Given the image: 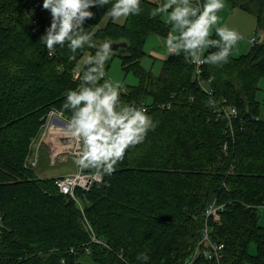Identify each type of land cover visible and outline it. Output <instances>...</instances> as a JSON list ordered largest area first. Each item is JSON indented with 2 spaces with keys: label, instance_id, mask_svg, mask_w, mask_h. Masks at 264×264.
Segmentation results:
<instances>
[{
  "label": "trees",
  "instance_id": "16d2710c",
  "mask_svg": "<svg viewBox=\"0 0 264 264\" xmlns=\"http://www.w3.org/2000/svg\"><path fill=\"white\" fill-rule=\"evenodd\" d=\"M31 1L0 0V264H181L200 239L212 200L224 204L210 222L211 237L224 243L220 264H264V119L256 98L264 77V0H229L254 15L261 36L246 52L234 48L223 66L202 64L199 74L183 53L155 57L157 71L142 66L146 38L172 28L150 16L156 0H141L139 14L102 27L108 6H91L84 28L96 47L73 54L57 45L51 55L39 40L51 14L42 3L31 9ZM105 40L126 42L112 57L138 79L124 83L122 102L145 107L158 123L111 175L76 187L72 197L55 177L37 176L27 159L50 110L70 117L66 92L78 88L84 57ZM231 108L237 114L227 117ZM191 264L218 263L200 253Z\"/></svg>",
  "mask_w": 264,
  "mask_h": 264
},
{
  "label": "clouds",
  "instance_id": "9594fccd",
  "mask_svg": "<svg viewBox=\"0 0 264 264\" xmlns=\"http://www.w3.org/2000/svg\"><path fill=\"white\" fill-rule=\"evenodd\" d=\"M91 6H108L105 15L115 22L142 11L141 0H42L51 20L39 38L41 43L52 53L57 45H66L73 54L86 45L96 47L94 33L84 28L85 19L94 15ZM223 7V0H156L149 14L163 16L172 27L164 41L168 54L183 53L191 62L220 67L229 62L241 39L234 31L214 28ZM213 29L216 39L211 38ZM111 44L105 40L95 54L84 57L81 82L66 92L63 103V109L71 112L64 121V134L75 139L80 149L74 164L80 170L95 169L101 177L111 175L126 150L143 143L158 123L143 106L122 102L121 91H126L122 81L104 78L106 62L113 55ZM207 48L216 51L202 56ZM140 259L149 257L141 253Z\"/></svg>",
  "mask_w": 264,
  "mask_h": 264
},
{
  "label": "rangeland",
  "instance_id": "374dc122",
  "mask_svg": "<svg viewBox=\"0 0 264 264\" xmlns=\"http://www.w3.org/2000/svg\"><path fill=\"white\" fill-rule=\"evenodd\" d=\"M223 4L224 7L217 13L218 16L220 17V21L214 27H222L236 32L237 35L241 37V39L238 41L234 53L240 54L246 52L251 45V43L249 42V38L253 36L259 38L261 36V32L259 31V29H256L255 17L253 14L245 10L243 11L238 7L232 8L229 0H223ZM124 20L125 19H123L119 23L123 22ZM107 21L108 18L106 17V15H104L98 22L97 27L104 26L107 23ZM171 32H172V28L170 29L169 34H171ZM167 36L151 34L146 38L144 42V50L146 54L141 59L142 66L146 68L151 67L155 71L158 70L154 68V66L160 67L161 60L160 59L159 61L156 60L155 58L157 56L156 53L161 54V56L167 55L168 52L164 44V41ZM158 58L161 57L158 56ZM109 77H111L113 80H119L126 84H135L138 81L137 77L133 73L131 72L124 73V71L121 68V59L116 55L111 58L109 62V66L106 70V78ZM258 87L259 89L257 90L256 98L262 102L260 116L264 119V77H261L259 79ZM44 132L45 131L42 130L40 134L41 137L39 136L40 139L43 138L42 134ZM51 134L53 135L50 136ZM45 137L50 138L49 141L51 140L54 142L53 148L57 146V141L59 138L60 139L66 138V142L73 141V138H71L70 136H66L64 134V129L61 130L59 129L55 132H48L47 134L45 133ZM68 138H70V141L67 140ZM38 145L39 143L34 146V150H36ZM67 149H69V147H66V144L59 142L58 146L55 148L54 151L56 150L67 151ZM49 153H50V147L46 145V143L41 144L39 148V159L37 158L36 164L35 165L31 164V161L33 160L32 157H34V155H31V157L27 159L26 165L30 166L31 170L37 176H41V177L46 175H54L58 172L61 173L71 168H74L75 164L73 161L75 158L74 155L75 153L73 152L70 153L69 150L68 152H62L61 155L64 154L63 157H58L54 161L49 158ZM52 156L53 158H55L59 156V154L55 156L53 152ZM255 249H256V244L254 242H251V244H249V251L251 253H254Z\"/></svg>",
  "mask_w": 264,
  "mask_h": 264
},
{
  "label": "built area",
  "instance_id": "2783aa9c",
  "mask_svg": "<svg viewBox=\"0 0 264 264\" xmlns=\"http://www.w3.org/2000/svg\"><path fill=\"white\" fill-rule=\"evenodd\" d=\"M42 3L41 0H32L30 2V8H36L40 6ZM249 41L251 44L256 43V38L253 36L249 38ZM204 51L201 53L203 56ZM49 55H51V51L49 52ZM194 63L195 67V73L199 74L200 67L202 63ZM75 75L78 74V71L75 70ZM145 108V107H144ZM237 114L235 108H231L228 112H226L227 117H233ZM64 114H62L60 111L57 110H50L47 114L46 117V123L44 126V133L43 138L40 140H44L45 133L47 134L48 132H51L52 129L57 128L58 130L64 129V121L67 119ZM70 145L67 143V146L69 147V151H72L73 153L77 154L80 149L78 147V143L75 139H73L72 142H69ZM57 146L52 148V153L54 152L55 155H57L60 150H55ZM58 151V152H57ZM34 157L33 160L31 161L32 165H35L37 162L38 158V152L35 151L33 153ZM52 160L54 161L53 156L51 155ZM101 176L97 174L96 171L94 172H88L85 170H80L77 166L74 171L56 176L55 177V184L58 187V189L65 194H69L72 197H75L74 189L76 187H80L81 189H88L92 183L96 181H100ZM224 208L223 203H218L215 200L210 201L204 211H203V228L201 232L200 239L198 240L194 250L192 251V254L187 257L183 263L181 264H191L193 260L198 256V254H202L206 259L210 260H215L218 264H220V261L223 257V248H224V243L223 242H218L214 240L211 237V226L210 222L213 220H218L220 218L221 212ZM1 226V223H0ZM90 226L88 225V228ZM91 241H98L94 235L91 236Z\"/></svg>",
  "mask_w": 264,
  "mask_h": 264
},
{
  "label": "crops",
  "instance_id": "0c3cea01",
  "mask_svg": "<svg viewBox=\"0 0 264 264\" xmlns=\"http://www.w3.org/2000/svg\"><path fill=\"white\" fill-rule=\"evenodd\" d=\"M156 57H158V56H160L161 58H164L166 55H162L161 56V54H159V53H156ZM58 129L57 128H54V129H52L51 130V132H55V131H57ZM56 134V133H55ZM54 134V135H55ZM53 134H51L50 136H52ZM41 137V136H40ZM49 139L50 138H45L44 140H40V138L38 137L37 138V141L36 142H34V146L35 145H37L38 143H39V145L37 146V148H36V151L38 152V159H39V148H40V145L41 144H45L46 143V145H48L49 147H50V153H49V158L50 159H52L51 158V155L53 154L52 153V148H53V144H54V142L53 141H49ZM68 141H70V138H68L67 139ZM59 142H61V143H64V144H66V147H68L67 146V143L70 145V143L69 142H66V138H59L58 139V141H57V146H58V143ZM33 146V147H34ZM62 152H68V149H67V151H65V150H60V152L58 153L59 154V156H57V157H55L54 158V160L56 159V158H58V157H63V155H61L62 154ZM70 154V153H69ZM73 154V153H72ZM74 155H76V154H74ZM56 156V155H55ZM75 168H76V165H74V168H71V169H69V170H66V171H64V172H58V173H56V174H54V175H46V176H43V177H56V176H60V175H63V174H66V173H69V172H72V171H74L75 170ZM41 177V176H40ZM259 220V223L261 224V225H263L264 226V204H262L260 207H259V218H258ZM251 244V243H250ZM248 251H249V247H248ZM250 252V251H249ZM256 252V249H255V251H254V253ZM251 253V252H250ZM254 253H251V254H254ZM246 264H256V263H253V262H248V263H246Z\"/></svg>",
  "mask_w": 264,
  "mask_h": 264
},
{
  "label": "water",
  "instance_id": "95a60500",
  "mask_svg": "<svg viewBox=\"0 0 264 264\" xmlns=\"http://www.w3.org/2000/svg\"><path fill=\"white\" fill-rule=\"evenodd\" d=\"M111 47L113 48V50H117L118 48H120V50L124 49V46L126 45V42L124 41H111Z\"/></svg>",
  "mask_w": 264,
  "mask_h": 264
}]
</instances>
